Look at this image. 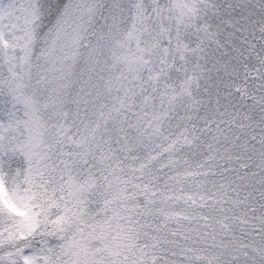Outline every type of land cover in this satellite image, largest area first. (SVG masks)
<instances>
[{"label": "snow or ice", "instance_id": "1", "mask_svg": "<svg viewBox=\"0 0 264 264\" xmlns=\"http://www.w3.org/2000/svg\"><path fill=\"white\" fill-rule=\"evenodd\" d=\"M0 264H264V0H0Z\"/></svg>", "mask_w": 264, "mask_h": 264}]
</instances>
